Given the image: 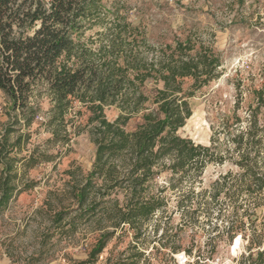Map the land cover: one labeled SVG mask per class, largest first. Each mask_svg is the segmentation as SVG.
<instances>
[{"label": "rangeland", "instance_id": "1", "mask_svg": "<svg viewBox=\"0 0 264 264\" xmlns=\"http://www.w3.org/2000/svg\"><path fill=\"white\" fill-rule=\"evenodd\" d=\"M101 7L108 18L119 14L143 29L152 44L175 46L191 36L213 42L222 54V75L190 100L193 114L180 129L181 136L210 146L214 129L226 117L236 112L246 124L261 102L259 90L264 91V0H102ZM99 30L87 31L85 38ZM153 88L146 83V92ZM46 92L45 83L35 85L31 101L36 118L29 126L17 120L0 90L1 156L12 170L10 186L15 188L0 211V264H84L92 260L90 253L105 232L112 235L90 264H241L254 232L264 235V207L244 218L246 231L230 232L233 201L225 193L211 198L219 176L238 171L229 161L209 164L202 182L195 184V194L209 190L206 199L191 194L190 180L178 182L179 175L163 172L143 192L146 198L159 199L162 207L134 227H116L121 210H126L125 187L104 197L103 180L97 178L81 207L75 196L87 183L97 150L89 134L91 113L76 102L63 124L69 142H54L47 125L52 105ZM104 113L115 121L121 112L109 105ZM259 120L264 124V107ZM138 122L131 119L127 130H135ZM220 139L214 146L225 150L229 144L224 135ZM3 169L0 164V196ZM258 249L252 250L255 258Z\"/></svg>", "mask_w": 264, "mask_h": 264}, {"label": "trees", "instance_id": "2", "mask_svg": "<svg viewBox=\"0 0 264 264\" xmlns=\"http://www.w3.org/2000/svg\"><path fill=\"white\" fill-rule=\"evenodd\" d=\"M101 3L0 0V90L10 100L17 120L30 126L36 118L31 97L38 83L47 86L52 105L47 125L54 142H69L70 134L63 125L68 110L76 102L88 108L96 159L87 183L75 197L83 207L91 189L96 188L97 178L103 180L104 197L125 187L126 210H121L116 227H134L136 221L147 219L162 207L159 199L146 198L143 192L163 172L179 175L178 182L190 180L191 194L206 199L209 190L203 188L195 194V184L202 182L207 166L232 162L238 171L220 175L211 186V198L217 200L225 193L233 201L229 231H246L244 218L264 207V124L259 120L264 91L259 90L261 102L250 112L246 124L236 112L232 118L226 117L214 129L210 146L181 136L180 129L193 114L190 100L221 77L222 54L213 42L191 36L175 46L152 44L145 31L126 17L116 14L108 18ZM96 27L100 30L85 38L86 32ZM147 82L154 85L150 94L145 90ZM109 105L121 112L115 121L104 113ZM134 118L139 122L135 130L128 131L127 125ZM220 134L229 144L225 150L214 146L220 144ZM2 143L0 140V146ZM0 164L6 172L1 211L15 193L10 186L12 170L1 149ZM202 207L207 208V202ZM111 235H101L90 253L92 260L84 264L96 262ZM263 242L264 235L254 232L248 240V256L241 264H264ZM253 248H260L256 258Z\"/></svg>", "mask_w": 264, "mask_h": 264}]
</instances>
